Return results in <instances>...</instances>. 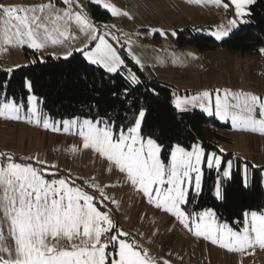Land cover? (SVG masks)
<instances>
[{"label": "snow or ice", "instance_id": "obj_1", "mask_svg": "<svg viewBox=\"0 0 264 264\" xmlns=\"http://www.w3.org/2000/svg\"><path fill=\"white\" fill-rule=\"evenodd\" d=\"M61 0H57L60 3ZM113 16L125 15L106 0H90ZM202 3L203 0H190ZM209 2L229 10L234 7L235 16L240 23L250 15L247 11L254 0H209ZM63 5H71L73 0H62ZM236 19L228 21L227 28H220L213 33L217 41L230 35L237 27ZM75 27L82 33H89V39L95 46L77 49L92 65H97L107 73H118L125 65L124 59L108 43L107 33H98L89 13L83 9L73 11L71 7L58 8L53 0L46 3L24 5H0V46L27 47L39 51L48 45H58L72 37L71 29ZM108 27V26H105ZM98 41V42H97ZM264 54V48L259 50ZM68 55H71L69 53ZM67 58V57H65ZM135 63L139 60L133 57ZM9 73L12 69L7 70ZM126 80L133 86L140 83L139 78L131 73ZM9 82L0 83V90ZM29 92L32 83L24 82ZM154 91V90H153ZM213 104L212 93L203 91L189 99L177 98L173 101L179 112L187 111L192 103L217 118H230L233 125L246 130L264 132V97L243 91L215 89ZM115 95V94H114ZM124 96L128 89H124ZM37 98L27 96L28 122L33 120L43 123L45 129L59 132L62 125L64 132L78 134L82 138L84 149H92L100 157L106 158L116 169L125 175V179L141 192L157 209L176 217L179 222L196 237H203L214 245H219L230 252H244L259 246L264 249V210L245 211L239 231L226 223H218L211 209L203 212L187 213L182 207L189 203V196L195 198L201 194V169L199 167L204 153L198 147L186 151L174 146L167 163L161 159L162 146L152 139L141 135V121L145 110L141 108L135 125L126 130L117 131L110 120L91 119L63 120L53 124L49 118L38 113L35 107ZM23 105L14 103L5 97L0 103V117L19 120ZM103 125V126H101ZM72 151H76L73 147ZM207 166L221 170V158L215 154L206 157ZM44 164V161L37 160ZM50 167H55L51 165ZM231 167V162H228ZM31 163L23 164L5 154V161L0 163V222L7 226L8 234L14 241L15 259H0V264H155L147 250L140 248L134 241L127 239L128 233L117 231V226L108 212L96 203L94 195L83 188L70 184L65 178L47 179L43 172ZM194 192L187 185L193 182ZM54 175V174H50ZM228 170H223V177H229ZM100 191L98 185H89ZM245 187L247 181L245 180ZM217 198L221 196L219 186L215 190ZM112 203H116L114 200ZM51 237L57 243L60 239L69 241L68 248L57 247L48 243ZM4 234L0 232V252L7 251L3 245ZM80 240L79 244L71 243ZM163 264H169L167 260Z\"/></svg>", "mask_w": 264, "mask_h": 264}, {"label": "rangeland", "instance_id": "obj_2", "mask_svg": "<svg viewBox=\"0 0 264 264\" xmlns=\"http://www.w3.org/2000/svg\"><path fill=\"white\" fill-rule=\"evenodd\" d=\"M46 2L47 0H0V5L31 6ZM106 2L121 12H127L128 15L113 16L109 13L111 17L103 26H98L93 22L98 33H107L106 40L116 49L122 59L124 55L132 60L135 57L139 60V64L136 63L139 67L154 73L158 79L172 84L176 88L173 101L177 98L189 99L203 91H209L212 93L214 104L215 89H220L221 93L225 89L229 90V87H232L231 90L234 91L243 90V87L247 85L244 71L247 64H251V74L254 71L264 73L261 52L254 55L247 54L248 57H243L245 55L233 54L221 47L210 51H198L190 44L178 46L177 31L188 27L194 28L196 33L210 35L214 39L213 33L222 27L227 28L230 20L238 21L237 27L232 30L238 28L240 22L235 16L234 7L226 10L223 2L220 6L209 0H203L202 3H192L190 0H106ZM53 3L58 8L71 7L73 11L83 9L88 13L87 5L91 2L90 0H73L70 6L63 5L62 0L60 3L53 0ZM70 31L72 37L63 43L50 44L45 49L37 51L40 59L44 60L46 55L65 58L77 49H84L86 45L89 49L95 46V43L89 39V33L79 32L75 27ZM25 48L27 47L17 46L7 47L5 50L3 46H0V68L8 70L25 64ZM250 58H253L254 63H251ZM249 82L252 83L254 80ZM262 92L264 95V90ZM35 107L42 116L46 115L41 112L38 101ZM186 107L187 110L203 111L198 104L194 106L189 103ZM20 115L24 118L18 120L19 125L7 128L8 133L18 131L17 134L20 135L19 156L23 160H47L44 164L34 165L38 169H47L43 172L45 178H65L70 184L74 183L76 187L83 188L90 195H94L99 207L110 214L117 226V231L128 233L127 239L147 250L155 264H163L164 260H167L169 264H264V249L259 246L244 252H230L203 237H196L176 217L150 204L147 198L134 188L125 179V175L111 165L106 158L100 157L92 149H84L82 138L78 134L64 132L59 123L56 124L61 128L59 132L51 128L45 129L42 122L37 124L33 120L29 123L27 108H22ZM211 116L224 124L230 121L232 126L221 129V132L232 138V142L221 144L220 150L223 152L239 151L245 159H254L251 148L248 149L244 142L245 134L237 130L231 119ZM59 121L63 120L49 118L50 124ZM67 137L74 141L73 144H69V148H67ZM73 147L76 151H72ZM197 147L204 153L199 165L202 181L203 168L208 167L206 157L215 153H206L198 144H194L190 149H184L191 152ZM215 155L220 157L222 162V157ZM261 159L264 160L263 157ZM164 162L167 163V161ZM228 162L216 180L214 197L217 200L222 199L223 179L230 177V175L223 177V170H228L231 174L232 167H228ZM51 165L55 167H50ZM192 177V184H186V187L194 192L195 173H192ZM245 180L248 185L247 171L243 170L244 185ZM93 184L102 189L104 195L108 197L107 200L101 197L100 191L89 187ZM217 186L221 191L219 198L215 195ZM113 200L116 203H112ZM217 222L225 223L218 220ZM0 232L4 234L3 245L8 249L0 252V259H15L14 241L3 222H0ZM48 243L56 244L61 248L70 246L67 239H60L57 243L49 237ZM71 243L79 244L80 240H73Z\"/></svg>", "mask_w": 264, "mask_h": 264}, {"label": "trees", "instance_id": "obj_3", "mask_svg": "<svg viewBox=\"0 0 264 264\" xmlns=\"http://www.w3.org/2000/svg\"><path fill=\"white\" fill-rule=\"evenodd\" d=\"M87 11L98 26H103L111 17L109 12L92 3L87 5ZM248 12L250 15L244 17L246 22L240 23L223 40L217 41L188 27L177 31V44H190L198 51L221 47L238 55L259 54L264 44V0H254ZM24 54L26 63L10 73L0 68V83L9 82L0 90L1 102L7 97L26 109L27 96L32 94L41 112L51 120L104 119L112 121L117 131L134 126L143 108L141 135L151 136L162 146L164 161H168L174 145L190 149L198 144L206 153L222 157L221 170L203 168L201 194L195 202L189 196V203L183 206L187 213L211 209L218 221L239 230L242 225L234 222H242L245 211L264 210V167H255L233 151L220 150L221 144L232 142L228 134L221 132L230 125L198 109L179 112L173 103L176 88L139 67L129 56L124 55L125 65L120 72L107 73L102 67L89 63L80 51H73L67 58L46 55L44 60L33 49L25 48ZM129 70L139 78L138 85L133 86L126 80ZM26 79L32 83L31 92L24 87ZM124 89H128L127 96L123 95ZM228 161L231 174L223 179L222 199L217 200L214 187ZM243 170L247 171L249 179L247 187Z\"/></svg>", "mask_w": 264, "mask_h": 264}, {"label": "crops", "instance_id": "obj_4", "mask_svg": "<svg viewBox=\"0 0 264 264\" xmlns=\"http://www.w3.org/2000/svg\"><path fill=\"white\" fill-rule=\"evenodd\" d=\"M245 56L243 57H248L247 54H244ZM248 59V58H247ZM251 59V63H254L253 58ZM249 59V61H250ZM248 61V60H247ZM221 66V65H220ZM244 70V69H243ZM245 80H246V86L243 87V92H250L253 94H257L261 97H264L263 95V90H264V73L257 71H254V73L251 74V64H247V68H245ZM232 74H235L236 76L238 73L232 72ZM259 78V80H258ZM240 79V77H239ZM250 80H254V82L250 83ZM259 84L257 85V83ZM232 87H229V90H231ZM234 91V90H232ZM236 91V90H235ZM0 103H2L0 101ZM227 124L231 126L230 121H227ZM15 125L18 124V120H10V119H5L4 117H0V154H7L13 158L15 162L18 163H23V164H28L31 163L33 166L38 165L37 160H23L19 156V143L21 141L20 135H18V131L8 133L7 128L14 127ZM237 130L245 134L246 139L244 138L245 144L248 146V149L252 150L251 154L253 155L254 159H245L242 157V152L239 151H233L236 154L240 155L243 159L250 161L255 167H264V160L261 159V157L264 158V132H261L260 130L257 131H251V130H246L244 128L237 127ZM26 140V139H25ZM67 148H69V144H73L74 141L70 140V137H67ZM46 162L47 160H43ZM263 182V179H262ZM264 187V185H263Z\"/></svg>", "mask_w": 264, "mask_h": 264}, {"label": "built area", "instance_id": "obj_5", "mask_svg": "<svg viewBox=\"0 0 264 264\" xmlns=\"http://www.w3.org/2000/svg\"><path fill=\"white\" fill-rule=\"evenodd\" d=\"M261 48H264V44L262 45ZM261 56H262V62L264 64V54L261 53ZM4 161H5V155L0 154V163H3Z\"/></svg>", "mask_w": 264, "mask_h": 264}]
</instances>
